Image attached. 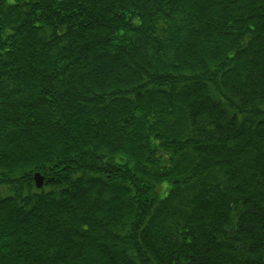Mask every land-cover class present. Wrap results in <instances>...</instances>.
Returning <instances> with one entry per match:
<instances>
[{
  "label": "trees",
  "instance_id": "trees-1",
  "mask_svg": "<svg viewBox=\"0 0 264 264\" xmlns=\"http://www.w3.org/2000/svg\"><path fill=\"white\" fill-rule=\"evenodd\" d=\"M0 264H264V0H0Z\"/></svg>",
  "mask_w": 264,
  "mask_h": 264
},
{
  "label": "water",
  "instance_id": "water-1",
  "mask_svg": "<svg viewBox=\"0 0 264 264\" xmlns=\"http://www.w3.org/2000/svg\"><path fill=\"white\" fill-rule=\"evenodd\" d=\"M35 182L38 187H41L44 183V177L40 173H35Z\"/></svg>",
  "mask_w": 264,
  "mask_h": 264
}]
</instances>
